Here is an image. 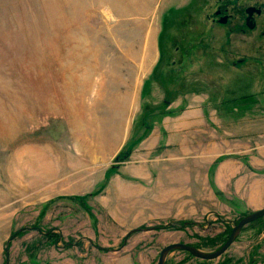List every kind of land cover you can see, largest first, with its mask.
I'll list each match as a JSON object with an SVG mask.
<instances>
[{
  "label": "rangeland",
  "instance_id": "obj_1",
  "mask_svg": "<svg viewBox=\"0 0 264 264\" xmlns=\"http://www.w3.org/2000/svg\"><path fill=\"white\" fill-rule=\"evenodd\" d=\"M192 107L172 160L160 122ZM263 208L264 0H0V264L210 253ZM164 264H264V218Z\"/></svg>",
  "mask_w": 264,
  "mask_h": 264
},
{
  "label": "crops",
  "instance_id": "obj_2",
  "mask_svg": "<svg viewBox=\"0 0 264 264\" xmlns=\"http://www.w3.org/2000/svg\"><path fill=\"white\" fill-rule=\"evenodd\" d=\"M168 106H170V104ZM192 108L193 109L191 111L190 109L189 110L186 109L181 114L177 113V115H174L173 113L172 115H169L168 117L162 119V121L160 122L161 126L158 130L159 135L157 141L159 144L161 143L162 140V144L165 145L164 148H168V150L174 152V155L170 157L172 160L175 158L177 152L189 151V148H185L184 146L180 147L179 140L181 137L182 138L189 137L190 131L192 129L202 130L205 128V121H204L205 118L203 117L204 116L203 111H201L199 107H192ZM172 164L174 165V162ZM166 169H171V168L167 167ZM171 174L175 175L173 177L178 178L176 175H178L179 172L174 171ZM143 178L148 179V177H143ZM172 183L179 184L180 180L173 181Z\"/></svg>",
  "mask_w": 264,
  "mask_h": 264
},
{
  "label": "water",
  "instance_id": "obj_3",
  "mask_svg": "<svg viewBox=\"0 0 264 264\" xmlns=\"http://www.w3.org/2000/svg\"><path fill=\"white\" fill-rule=\"evenodd\" d=\"M246 27L249 30H252L254 28V19L252 18V14L255 13L256 15H259L260 12L258 10H255L253 8H249L246 10ZM225 18L220 21L221 24L225 22ZM264 218V208L258 212L252 213L248 216L243 217L240 219L237 224L234 225L232 228L226 242L217 250L214 252L206 253L202 252L196 248H193L191 246L183 245V244H173L169 245L165 248H163L158 257V262L157 264H164L166 258L168 257L169 254L173 252H185L188 253L191 257L201 260V261H213L220 256H222L229 248L230 246L234 243V241L238 238L240 235L242 229L246 227L247 225L254 223L260 219ZM9 241L7 242V244Z\"/></svg>",
  "mask_w": 264,
  "mask_h": 264
},
{
  "label": "flooded vegetation",
  "instance_id": "obj_4",
  "mask_svg": "<svg viewBox=\"0 0 264 264\" xmlns=\"http://www.w3.org/2000/svg\"><path fill=\"white\" fill-rule=\"evenodd\" d=\"M248 9H249V8H248ZM253 9H255V8H253ZM255 10H257V9H255ZM258 11H259V10H258ZM245 12H246V11H245ZM254 15H256V14L253 13V14H252V18H253ZM215 16L220 17V21H222V19L225 18L226 20H225V22H224L223 24H226L227 21H228V18H229V16H227V15H223L222 12H221V10H218V11L216 12ZM253 19H254V18H253ZM220 21H219V22H220ZM254 25H255V21H254ZM245 26H246V19H245Z\"/></svg>",
  "mask_w": 264,
  "mask_h": 264
}]
</instances>
